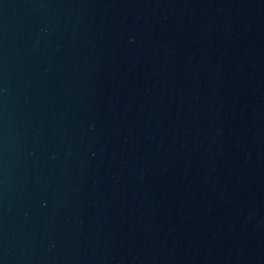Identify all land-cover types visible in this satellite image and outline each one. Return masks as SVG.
Returning a JSON list of instances; mask_svg holds the SVG:
<instances>
[{"label":"water","instance_id":"95a60500","mask_svg":"<svg viewBox=\"0 0 264 264\" xmlns=\"http://www.w3.org/2000/svg\"><path fill=\"white\" fill-rule=\"evenodd\" d=\"M0 264H264V0H0Z\"/></svg>","mask_w":264,"mask_h":264}]
</instances>
